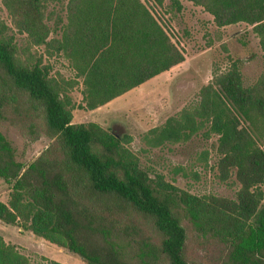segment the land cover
I'll return each instance as SVG.
<instances>
[{
	"label": "trees",
	"instance_id": "trees-1",
	"mask_svg": "<svg viewBox=\"0 0 264 264\" xmlns=\"http://www.w3.org/2000/svg\"><path fill=\"white\" fill-rule=\"evenodd\" d=\"M150 1L163 6L165 0ZM188 1L202 6L219 27L252 26L264 51V0ZM43 2L4 1L32 44L62 53L82 78L84 110L109 103L185 59L142 0H67L61 36L51 39ZM169 8L178 12L183 6L169 0ZM75 83L51 76L40 60L23 62L12 42L0 37V121L9 96L23 92L43 107L48 131L64 151L61 161L41 154L26 166L0 131V179L10 189L9 202L0 201V221L64 247L88 264H155V249L146 241L134 252L136 263L127 259L124 230L102 214L95 223L94 213L80 204L81 192L88 191L126 202L150 217L162 235L159 250L167 264H190L177 212L181 208L195 230L230 245L223 264H264V148L259 144L264 139V74L244 86L239 60L232 61L200 89L195 105L145 136L159 146L187 141L201 131L206 137L217 135L220 178L235 169L240 184L235 199L203 198L153 181L115 135L94 122L73 123L67 90ZM0 264H28V258L0 236Z\"/></svg>",
	"mask_w": 264,
	"mask_h": 264
},
{
	"label": "rangeland",
	"instance_id": "rangeland-1",
	"mask_svg": "<svg viewBox=\"0 0 264 264\" xmlns=\"http://www.w3.org/2000/svg\"><path fill=\"white\" fill-rule=\"evenodd\" d=\"M4 1L0 0V37L12 42L16 56L23 62L40 60L50 67V75L55 78L67 82L76 80L67 90L73 123L94 122L115 135L153 181L161 180L203 198L235 199L240 184L235 169L229 171L227 179L220 178L217 135L206 137L201 131L187 141L165 142L159 146L150 144L145 136L151 129L161 127L167 118L195 105L200 89L212 82L215 73L227 71L232 61L239 60L244 86L253 85L264 74V51L252 26L239 22L219 27L202 6L188 0H180L183 8L178 12L169 8V0H165L163 6L142 0L171 41L183 50L184 61L99 108L84 110L80 107L83 105L82 78L76 77L62 53L32 44L27 34L16 27ZM43 4L44 22L50 28L48 38H59L61 23L67 19V0H44ZM4 115L0 131L11 142L19 162L27 166L41 154L58 161L64 159L62 147L48 131L43 107L25 93L16 91L9 96ZM259 144L264 148V139ZM94 150L100 152L96 146ZM260 186L264 191V181ZM9 194V186L0 179V201L8 203ZM79 202L94 213L95 223L104 217L124 230L123 242L130 245L127 259L136 263L134 252L146 241L155 249L154 263L167 264L159 250L162 235L150 217L126 202L88 191L81 192ZM177 212L186 232L184 254L187 261L190 264H223L230 245L195 230L183 208ZM0 236L25 255L28 264H51L50 261L88 264L79 255L16 225L0 221Z\"/></svg>",
	"mask_w": 264,
	"mask_h": 264
}]
</instances>
